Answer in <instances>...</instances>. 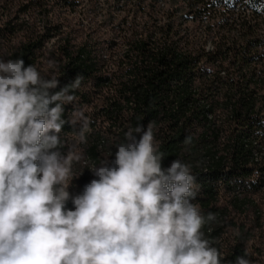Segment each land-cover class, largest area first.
<instances>
[{
    "label": "trees",
    "instance_id": "1",
    "mask_svg": "<svg viewBox=\"0 0 264 264\" xmlns=\"http://www.w3.org/2000/svg\"><path fill=\"white\" fill-rule=\"evenodd\" d=\"M17 57L56 75L53 93L84 77L89 163L154 122L162 166L190 164L193 202L216 214L203 230L224 264L245 251L264 264V0H0V58ZM74 131L62 128L68 147Z\"/></svg>",
    "mask_w": 264,
    "mask_h": 264
},
{
    "label": "clouds",
    "instance_id": "2",
    "mask_svg": "<svg viewBox=\"0 0 264 264\" xmlns=\"http://www.w3.org/2000/svg\"><path fill=\"white\" fill-rule=\"evenodd\" d=\"M47 77L22 57L0 58V264H224L219 240L203 230L216 214L193 202L199 185L190 164L162 166L154 122L129 126L114 159L89 163L76 147L92 132L76 107L84 77L54 93L59 79ZM68 104L75 107L66 121ZM65 123L75 129L72 147L60 135ZM74 164L83 166L78 174ZM85 168L95 178L69 209V185ZM247 256L236 264H252Z\"/></svg>",
    "mask_w": 264,
    "mask_h": 264
},
{
    "label": "rangeland",
    "instance_id": "3",
    "mask_svg": "<svg viewBox=\"0 0 264 264\" xmlns=\"http://www.w3.org/2000/svg\"><path fill=\"white\" fill-rule=\"evenodd\" d=\"M68 143H69V147H72L75 144L74 135L68 137ZM76 147H78V149L81 151L80 144L76 145ZM67 150L62 149V151L65 153L67 152ZM85 159H86V157H85ZM73 169L78 174L83 169V166H82V164H74ZM94 178L95 177L92 175V173L87 168H85L83 170V173L80 176L73 178V180L71 181L69 188H68V191L70 193V199L66 202L67 208H69V209L73 208V205L71 202V197H74L75 195L80 194L83 191L84 185L89 183Z\"/></svg>",
    "mask_w": 264,
    "mask_h": 264
}]
</instances>
